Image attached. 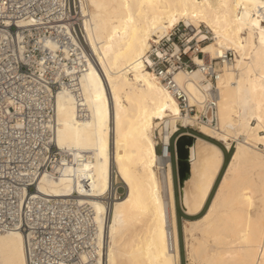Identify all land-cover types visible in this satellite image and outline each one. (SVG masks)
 Segmentation results:
<instances>
[{
	"label": "bare ground",
	"instance_id": "6f19581e",
	"mask_svg": "<svg viewBox=\"0 0 264 264\" xmlns=\"http://www.w3.org/2000/svg\"><path fill=\"white\" fill-rule=\"evenodd\" d=\"M80 2L87 46L73 66L62 65L72 81L55 93L51 126L60 157L39 176L37 188L57 202L85 207L92 249L81 253L82 264H179L170 167V139L179 123L199 125L228 151L234 141L201 213L225 150L194 134L190 175L180 187L184 212L198 215L183 218L186 250L206 264H264V30L258 16L264 0ZM181 22L198 30L199 38L206 37L201 26L211 35L203 56L193 57L200 65L174 70L175 85L189 105L209 116L215 88L217 126L184 113L173 90L149 67V50ZM46 43L55 60L59 51L69 55L60 39ZM228 50L232 59L225 57ZM210 63L215 81L204 70ZM118 179L126 186L122 197ZM0 264H28L20 230L0 233Z\"/></svg>",
	"mask_w": 264,
	"mask_h": 264
},
{
	"label": "built area",
	"instance_id": "2783aa9c",
	"mask_svg": "<svg viewBox=\"0 0 264 264\" xmlns=\"http://www.w3.org/2000/svg\"><path fill=\"white\" fill-rule=\"evenodd\" d=\"M81 13L80 0H0V233H23L28 264H82L81 253L92 249V229L82 215L87 214L85 207L57 202L37 188L39 176L52 170L60 157L53 129L55 93L72 81L62 65L73 66L77 53L83 54L87 46ZM258 16L264 30V4ZM185 26H174L162 42L153 45L149 67L173 90L184 113L197 114V122L217 126L215 88L207 102L212 110L209 116L189 105L185 91L175 85L174 70L200 65L193 53L203 56L201 45L211 35L202 27L199 30L206 37L199 38L192 28L196 36L180 42L185 32L190 35ZM72 34L81 43H74ZM49 37L67 44L69 55L59 51L55 60L46 43ZM233 56L231 50L225 54L228 59ZM204 70L216 80L211 63Z\"/></svg>",
	"mask_w": 264,
	"mask_h": 264
},
{
	"label": "rangeland",
	"instance_id": "374dc122",
	"mask_svg": "<svg viewBox=\"0 0 264 264\" xmlns=\"http://www.w3.org/2000/svg\"><path fill=\"white\" fill-rule=\"evenodd\" d=\"M184 23H180L179 25L181 26V28L185 25H183ZM202 28V26H201ZM185 29L187 31H190V35H188L186 32L180 36L179 40L180 42H184L186 43L187 41L189 42V39H192L196 36V33L193 34L192 33V27L191 26H185ZM167 38L164 39V41L166 40ZM194 40V39H193ZM192 40V41H193ZM163 40H161L162 42ZM210 39L205 42V43H209ZM167 43H171V41L167 42ZM192 42L188 43V44H191ZM204 43V44H205ZM204 44L201 46V48L204 46ZM192 54V51L190 52ZM196 53H193V57L195 56ZM197 55V54H196ZM195 112H198L197 109ZM180 127V125H179ZM159 128L156 127L155 129V138L156 140H158V144H157V150L158 152L160 153L161 152V149H162V142H161V134L160 132L158 131ZM191 132L193 134H199L207 139H210V140H214L216 141L217 143H219L225 150V153H227V155H229L230 157V154L232 152V150L234 149V141L232 142V140H235L234 138L231 139V142H232V145H231V148L230 150H226L224 145H223V141L222 140H217L211 136H208L207 134H205L204 130H202L199 125L197 124H193L192 126H181L180 129H178L172 136H171V139H170V149L172 151V162H171V172L173 170V182H174V199H175V204H176V211L179 215V220H180V232H179V245H180V258H179V264H206L203 260H201L200 257L198 256H191V254L189 253V251L186 250V243H185V236H184V233H183V218H193V217H196L198 215H194V216H191V215H187L183 208H182V204H181V200H180V191H179V184H178V178H177V173H176V161H175V154H174V141H175V138L176 136L179 134V133H182V132ZM223 143H222V142ZM224 170V169H223ZM115 186H116V192L118 194L119 197H122L125 195L126 193V186H125V183L121 180V179H118V182L115 183ZM178 215H177V220H178ZM186 216H189V217H186ZM178 229H179V224H178Z\"/></svg>",
	"mask_w": 264,
	"mask_h": 264
},
{
	"label": "water",
	"instance_id": "95a60500",
	"mask_svg": "<svg viewBox=\"0 0 264 264\" xmlns=\"http://www.w3.org/2000/svg\"><path fill=\"white\" fill-rule=\"evenodd\" d=\"M194 141H195V135L188 132L179 133L174 141L176 173L178 178L180 195H181L180 187L183 185L185 179L188 178L190 175V171H191L190 147L194 144Z\"/></svg>",
	"mask_w": 264,
	"mask_h": 264
},
{
	"label": "trees",
	"instance_id": "16d2710c",
	"mask_svg": "<svg viewBox=\"0 0 264 264\" xmlns=\"http://www.w3.org/2000/svg\"><path fill=\"white\" fill-rule=\"evenodd\" d=\"M209 140H210V139H209ZM212 141H214V140H212ZM214 142H216V141H214ZM218 144H219V143H218ZM170 151H171V149H170ZM171 153H172V151H171ZM228 159H229V155H227V153H225V158H224L223 167H222L221 172L219 173V175H218V177H217V180H216V182H215V185H214V187H213V189H212V191H211V193H210V195H209V197H208V199H207V202H206L204 208L202 209L201 213L205 210V208H206L208 202L210 201V198H211V196H212V194H213V190L215 189V187H216V185H217L216 183H218V181H219V179H220V176H221V174H222V172H223V169L225 168V165H226ZM177 215H178V213H177ZM186 217H189V216H186ZM178 224H179V232H180V220H179V215H178ZM180 245H181V244H180Z\"/></svg>",
	"mask_w": 264,
	"mask_h": 264
}]
</instances>
